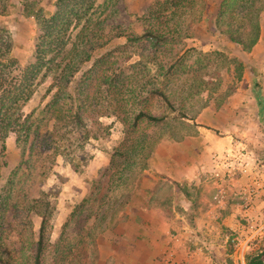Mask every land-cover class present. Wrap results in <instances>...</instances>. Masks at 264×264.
<instances>
[{"label":"trees","instance_id":"obj_1","mask_svg":"<svg viewBox=\"0 0 264 264\" xmlns=\"http://www.w3.org/2000/svg\"><path fill=\"white\" fill-rule=\"evenodd\" d=\"M40 1L23 0L22 4V15L33 19L35 26L33 53L25 66H20L13 55L12 34L0 27V179L1 171L7 168L5 149L10 136L27 156L22 164L29 178L43 183L58 158L75 173L87 165L90 142L106 139L112 132L113 124L105 125L102 118H114L121 125V139L92 183L91 192L73 208L56 240L51 239V220L57 193L49 189L35 198H24L15 190L19 168L8 176L0 185V264H86L96 233L123 204L115 197V189L123 186L129 175L145 169L148 157L164 136L147 131L169 122L167 114L148 109L149 100L158 98L171 113H178L172 127L189 134L190 126L177 122L186 119L187 110H177L172 94L163 88L167 80L190 69L185 55L167 68L160 66L153 75L141 60L121 68L115 56L121 47L106 51L121 34L105 36L107 19L101 17L104 9L98 0H55L49 17L44 15ZM204 1L153 2L138 19L143 33L134 39H145L152 46L180 41V22L189 28L190 21H198L206 10ZM263 13L264 0H221L213 30L248 53L258 42ZM39 93L42 103L51 99L25 114V106ZM175 187L189 198L184 188ZM150 194L154 203L160 198L157 192ZM169 198L161 200L166 204ZM10 214L21 219L17 230L8 222ZM29 216L39 220L35 229ZM263 259L264 253L257 252L245 257L246 264H264Z\"/></svg>","mask_w":264,"mask_h":264},{"label":"rangeland","instance_id":"obj_2","mask_svg":"<svg viewBox=\"0 0 264 264\" xmlns=\"http://www.w3.org/2000/svg\"><path fill=\"white\" fill-rule=\"evenodd\" d=\"M144 1L145 0H143L142 6L140 0H98V6L104 9L101 17L107 19L105 22V36L108 37L110 34L116 33L121 34L119 38L111 41L106 51L121 47L115 55L118 59L119 67L126 69L128 65L141 60L147 64V68L151 75L156 74L155 72H159L160 66L167 68L171 62L185 55L184 62H186V66H189L190 69L187 71L188 74L186 73V68L184 72L177 73L174 79L167 80L168 83L165 84L163 90L172 94L171 100L177 110H187L186 119H177V122L181 121L188 124L190 126V128H188L189 134L186 135V133L182 131H176L174 130L175 128L172 127L176 123V120L174 119L175 121H172V119L177 118L178 113H171L158 98H151L148 102V109L151 112L158 115L167 114V122H169L168 125L164 124L165 126H157L147 131L151 135L157 132L164 133L161 140L181 141L187 136L193 135L194 132H197L199 127L198 122L201 121L199 117L204 109L211 106L212 109L218 112V109L222 107L226 98L234 93L235 86L237 87L239 85V88L245 86L244 82L246 81L243 78L244 65L242 63L244 55H233L232 50L224 46V42H231L219 36L213 30L216 8L221 2H219V0H205L204 4H206V10L203 11L202 17L198 21H190L189 28H185L182 22H180V26L182 27L180 29V34L182 35L180 41L171 42L165 46L159 44L152 46L151 42L145 39H134L143 33V24L138 19L141 18L150 4L159 0H150L146 7H144ZM54 2L55 0L40 1V6L46 17H49L53 13ZM22 4L23 0H0V27L9 30L12 34L15 41L13 55L19 65L23 67L30 62L32 57L35 26L33 19L22 15ZM132 7H141V9L134 10ZM128 38L132 40L128 41ZM152 42L154 43L153 40ZM233 45L235 46L236 44ZM235 47L239 48V46ZM195 60H198L197 65H191L192 62L195 64ZM247 64L249 65V63ZM85 68L86 66H84L82 72ZM252 68L256 70V76L253 77V75H251V78L255 79L257 85L260 86L263 84L264 86V62L262 69L259 70L255 66ZM230 69L232 70L231 73ZM158 86L162 88V84L159 83ZM191 88L192 90H190ZM50 99L51 98L48 97L42 103L41 93L35 95L25 106L24 113L27 114L33 109L43 107ZM101 122L105 125L113 124L112 132L106 139L90 142L87 147L90 157L87 165L81 169V171L75 173L71 170L69 165L64 164V162L58 158L53 168L48 172L47 180L44 183L37 179L29 178V173L22 164L23 159H27V156H23L24 154H22L20 149L15 145L13 137L10 136L6 140L5 162L7 168L1 171L0 185L4 184L8 176H10L15 169L19 168L20 171L14 179V184L16 187L15 190H19L20 195H23L24 198H35L41 191L47 192L49 189H53V191L57 193L55 199L56 208L51 220L52 240H56L59 237L62 226L67 221L73 208L91 192L92 183L99 178L105 169L109 162L111 150L118 145L121 139L122 127L114 118H102ZM257 125L256 123L249 122L248 124L238 123L237 129L247 130L249 126L251 129V127L256 128ZM260 125H262L260 129L264 130V122ZM173 132L174 137L171 138V133ZM237 148L239 149L237 152L236 150L230 152L232 155V159L230 158V160H233L232 163L234 167L247 168L254 165L257 168H261V166H264V164L255 160V155L251 156L250 152L246 149L245 142H243L242 145H238ZM150 156L146 161L145 169L142 170L141 173L137 175L132 173L127 177L123 186L115 189V197L122 200L123 204L113 218H111L112 220L108 218L109 220L107 219L102 224L101 229L98 231L99 233H96L92 241L93 244L89 247L86 264L115 263L110 258L111 250H109L107 244H111L110 238H113L111 233H113L112 231L114 229L122 226H131V224L127 222V219L123 218L122 213L126 212L129 208V204L131 205L134 204V202H138L139 199L136 195L139 194L143 188L148 186L144 171L148 168ZM228 157L229 156H226L225 158L227 159ZM262 157H264V152L262 153ZM211 160L214 165L219 164V162L227 165L231 162L230 160L229 162L221 161L218 155H213ZM161 183H155L151 189V193L157 192L160 198L172 197L173 195L182 193L178 192L177 188L172 192V186ZM181 188H184L189 194L191 206L186 213L187 215H192L197 210L198 189L193 185L181 186ZM214 194L215 193H213V195ZM155 200L156 202L159 201L158 198ZM181 206L184 207L183 204L178 202V199L177 201L175 200V209L177 211L180 212L184 210ZM31 219L35 229L39 224V220L36 218ZM20 220L21 219H18L16 214H10L8 217V222L14 225V230L19 228ZM188 221H190L189 218ZM9 233L12 232L10 231ZM13 237L14 236H12V238ZM259 241L258 238L254 243L257 244ZM261 241H264V239ZM257 246L259 247H256L253 252L260 253L261 250L264 253V247H262V245Z\"/></svg>","mask_w":264,"mask_h":264},{"label":"crops","instance_id":"obj_3","mask_svg":"<svg viewBox=\"0 0 264 264\" xmlns=\"http://www.w3.org/2000/svg\"><path fill=\"white\" fill-rule=\"evenodd\" d=\"M140 2L143 6V0ZM149 2L145 0L144 7ZM224 46L233 55H244L245 86H235L218 112L211 106L204 109L193 135L181 141L161 140L155 146L144 171L148 186L136 195L138 202L129 204L122 213L131 226L114 229L111 244H107L114 264H246V255L257 245L264 247V238L254 243L257 230L264 225V166L239 168L230 160V152H237V146L245 142L251 156L264 164V130L260 129L264 122V86L251 78L256 76L252 67L263 68L264 13L258 42L251 51L242 52L228 42ZM248 122L258 125L237 129L238 123ZM213 155L231 162L214 165ZM157 182L172 186V192L175 185L195 186L199 195L196 212L187 215L191 201L182 193L170 196L166 204L161 198L154 204L150 192ZM218 186L226 196L224 203L215 204L212 195ZM248 189L256 191L249 199L243 194ZM177 199L184 205L180 212L175 209Z\"/></svg>","mask_w":264,"mask_h":264},{"label":"built area","instance_id":"obj_4","mask_svg":"<svg viewBox=\"0 0 264 264\" xmlns=\"http://www.w3.org/2000/svg\"><path fill=\"white\" fill-rule=\"evenodd\" d=\"M215 176H216V177H219V174L216 172ZM217 189H218L217 193H216V194L213 196V198H212V199H213V202H214L215 204L224 203L225 196H226V191H225L222 187H220V186H218ZM254 193H256V191H251V190H249V189H248V190H245V191L243 192L244 196H245V195L248 196L247 199H249V198L251 197V195L254 194ZM247 196H246V197H247ZM256 236H257L259 239L264 238V225H262V226L259 227V229L257 230Z\"/></svg>","mask_w":264,"mask_h":264}]
</instances>
